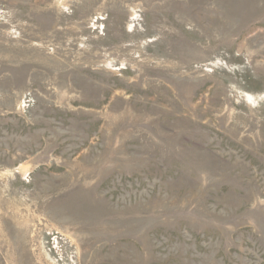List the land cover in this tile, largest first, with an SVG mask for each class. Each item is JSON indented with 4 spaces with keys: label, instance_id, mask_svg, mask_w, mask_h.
Returning a JSON list of instances; mask_svg holds the SVG:
<instances>
[{
    "label": "rangeland",
    "instance_id": "obj_1",
    "mask_svg": "<svg viewBox=\"0 0 264 264\" xmlns=\"http://www.w3.org/2000/svg\"><path fill=\"white\" fill-rule=\"evenodd\" d=\"M0 264H264V0H0Z\"/></svg>",
    "mask_w": 264,
    "mask_h": 264
}]
</instances>
